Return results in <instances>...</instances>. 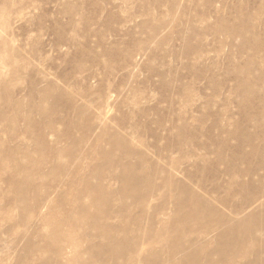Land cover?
Returning a JSON list of instances; mask_svg holds the SVG:
<instances>
[{"label": "rangeland", "instance_id": "374dc122", "mask_svg": "<svg viewBox=\"0 0 264 264\" xmlns=\"http://www.w3.org/2000/svg\"><path fill=\"white\" fill-rule=\"evenodd\" d=\"M250 1L0 0V264H76L78 255V264H179L180 259L181 264H225L217 254L216 233L247 219L237 234L245 236L252 226L254 237H264V212L259 213L264 166H257L252 189H243L247 177L240 176L252 164L253 147L264 146V134L245 119L251 86L254 95L264 94V80L252 78L264 69L251 70L264 67V0ZM237 6L244 14L234 10ZM250 13L257 20L242 18ZM239 31L247 38L243 46V35H235ZM252 44H258L257 51ZM256 121L261 124L259 117ZM238 142L242 160L229 172L227 159ZM122 167L138 179L129 174L121 185L112 177L100 181L87 175L97 169L116 175ZM186 171L195 175V184L185 179ZM214 185L220 188L211 189ZM185 188L202 196L199 203L189 200ZM109 191L112 196L103 199ZM135 195L146 201L140 206ZM247 197L256 201L232 214L231 207ZM187 200L198 222L187 218L170 230L164 224L171 220L173 203ZM160 205L154 216L152 207ZM100 208L114 214L98 224L113 226L111 236L121 239L117 251L124 249L120 257H111L109 240L91 229ZM205 227L211 232L195 244L199 251L191 261L187 239ZM178 234L187 239L178 246L166 242ZM261 245L247 242L240 252L248 254L232 262L252 260L249 252Z\"/></svg>", "mask_w": 264, "mask_h": 264}, {"label": "bare ground", "instance_id": "6f19581e", "mask_svg": "<svg viewBox=\"0 0 264 264\" xmlns=\"http://www.w3.org/2000/svg\"><path fill=\"white\" fill-rule=\"evenodd\" d=\"M224 1V0H223ZM249 1V0H248ZM247 0H246V2L248 3L247 5H249V4H252V2L250 1V3L248 2ZM174 2H175V0H174ZM239 2H241V1H239ZM243 2H245V0H243ZM172 3V2H171ZM173 4V3H172ZM5 5V4H4ZM162 7V6H161ZM172 7V6H171ZM248 7V6H247ZM234 8V7H233ZM264 8V7H263ZM4 9H5V7H4ZM234 10H236L237 11V13H240L241 15L242 14H244V10L242 11V7H239V6H237V7H235L234 8ZM236 11H234V13L236 12ZM264 11V10H263ZM247 13H249L248 11H247ZM258 13V12H257ZM251 14V15H250ZM250 14H248V15H246V16H243L242 18H245V17H247V19L248 18H255L254 17V15L252 14V13H250ZM260 14V13H259ZM73 15H75V14H73ZM192 15V14H191ZM236 15V14H235ZM203 16V15H202ZM255 16H256V14H255ZM189 17V16H188ZM236 17H237V15H236ZM239 17V16H238ZM259 17V16H258ZM257 17V18H258ZM195 18V17H194ZM190 19V18H189ZM246 19V18H245ZM247 19H246V21H247ZM256 19V18H255ZM254 19V20H255ZM241 20V19H240ZM257 20V19H256ZM246 21H241L243 24H244V22L246 23ZM262 21H264V20H262ZM264 23V22H263ZM242 24V25H243ZM247 24H248V22H247ZM261 24V23H260ZM242 25H240V26H242ZM250 25V24H249ZM252 25V24H251ZM250 25V26H251ZM254 25V24H253ZM236 26V25H235ZM72 28V27H71ZM242 28V27H241ZM244 28V27H243ZM247 28V27H246ZM74 29V28H73ZM236 29H239V27H236ZM248 29V28H247ZM75 30V29H74ZM240 30V29H239ZM255 30H256V28L254 27V26H252V27H250V33H251V40L253 39H255V37H256V32H255ZM233 31V30H232ZM241 31V30H240ZM239 31V32H240ZM257 31V30H256ZM238 32V31H237ZM243 32H240V34L238 33V34H235L236 36H238V37H240L241 38V34H242ZM248 33V32H247ZM259 33V32H258ZM8 34V33H7ZM260 34V33H259ZM230 35H231V33H230ZM243 35V34H242ZM232 36H234V34L232 35ZM245 36L243 35V37H242V39L244 38ZM259 38V37H258ZM247 39V38H246ZM245 38L243 39V40H241V41H243V43L241 44V46H243V44H244V40H246ZM257 39V38H256ZM251 40H249V41H251ZM259 41H260V39H259ZM247 42V41H246ZM252 42V41H251ZM250 42V43H251ZM255 42H256V40H255ZM262 42H264V41H261V45H263L262 44ZM249 43V44H250ZM257 43V42H256ZM259 43V42H258ZM253 45V44H252ZM258 45V44H257ZM257 45L255 46V45H253V46H255L256 48H254V49H252V50H255V51H257L258 50V47H257ZM185 46V45H184ZM245 46H246V43H245ZM251 46V45H250ZM238 49H243V48H238ZM260 50V49H259ZM252 53H255V52H252ZM258 55V54H257ZM194 56V55H193ZM195 57V56H194ZM193 57V58H194ZM252 57H254L253 55H252ZM260 60V59H259ZM258 60V61H259ZM257 61V62H258ZM198 62V61H197ZM253 62V61H252ZM255 62H256V60H255ZM251 62H249V64H250ZM258 64V63H257ZM256 65V64H255ZM264 69V67H251V70H253V71H255V70H258V69ZM72 71V70H71ZM82 71V70H81ZM264 71V70H263ZM255 72H253V74H252V78L253 79H257V82H260V81H263L264 80V73H261V74H258V75H255L254 74ZM73 75V74H72ZM206 75V74H205ZM192 79V78H191ZM71 81V80H70ZM255 83V82H254ZM260 84H261V82H260ZM260 86V85H259ZM241 87V86H240ZM76 88V87H75ZM250 88V87H249ZM251 88H252V93H251V102H252V105H251V107H250V113H249V115L245 118L246 119V125H248V123L252 126V127H254L255 128V130L257 131V132H259V130L264 134V122H263V119H264V94L263 95H254V93H255V88H256V86H254V84L251 86ZM59 89V88H58ZM182 89V88H181ZM249 90V89H248ZM82 91V90H81ZM213 91H215V90H213ZM83 92V91H82ZM97 92V91H96ZM249 93V92H248ZM60 99V98H59ZM11 100V99H10ZM227 102V101H226ZM76 103V102H75ZM250 103V102H249ZM258 103H260V105L258 104ZM251 104V103H250ZM183 108V107H182ZM239 108V107H238ZM241 109V108H240ZM186 110V109H185ZM230 111V110H229ZM181 112V111H180ZM240 113H242L243 114V112H240ZM179 115H180V113H179ZM225 115V114H224ZM244 116V115H243ZM253 116V117H252ZM224 117V116H223ZM248 117H251L252 119H250V118H248ZM256 117H259L260 118V120H261V124H258L257 123V121H256V123H255V118ZM225 119V118H224ZM242 119V118H241ZM249 119V120H248ZM219 122V121H218ZM230 122V121H229ZM245 122V121H244ZM260 122V121H259ZM51 124V123H50ZM49 124V125H50ZM221 124V123H220ZM244 124V123H243ZM193 126V125H192ZM225 126V125H224ZM45 127V126H44ZM48 127V126H47ZM46 127V128H47ZM138 127V126H137ZM241 127V126H240ZM139 128V127H138ZM200 128V127H199ZM253 128V129H254ZM50 129V128H49ZM186 128L185 127H183V130H185ZM46 130V129H45ZM136 130V129H135ZM48 131V130H47ZM187 131V130H186ZM232 135V134H231ZM238 136V135H237ZM236 136V137H237ZM250 136V135H249ZM257 135L255 134V133H252L251 134V136H250V140H254L255 139V137H256ZM139 137V136H138ZM142 138V137H141ZM140 138V139H141ZM239 138V137H238ZM136 139V138H135ZM234 139H235V137H234ZM242 139V138H241ZM236 140H238V139H236ZM188 141H186V143H187ZM250 142V141H249ZM263 142V141H262ZM51 143V142H50ZM185 143V144H186ZM240 142H238L237 143V145L234 147V149L231 151L232 153H230V156H228L229 158L227 159L228 160V164L227 165H229L228 166V168L226 167V169H227V171H231V170H234L233 169V167H234V165H236L237 166V164H236V162H238L239 161V163H240V160H242V158L240 157V151L242 150H240V144H239ZM251 143H252V141H251ZM226 143L225 142H223L221 145H223V146H225L226 147V145H225ZM184 145V144H183ZM196 145H198V144H196ZM243 145V144H242ZM241 145V146H242ZM252 145H254V144H252ZM263 145H264V143H263ZM255 146V145H254ZM143 147V146H142ZM258 147V146H257ZM169 148V147H168ZM182 148H183V146H182ZM195 148V147H194ZM150 149H151V147H150ZM187 149H189V148H187ZM194 150V149H193ZM192 151V150H191ZM196 151V150H195ZM200 151V150H199ZM198 151V152H199ZM214 151V150H213ZM216 151V150H215ZM243 151V150H242ZM108 152V151H107ZM107 152H103V153H107ZM187 152V151H186ZM198 152H195V153H198ZM103 153H101V156H102V154ZM180 153H182L181 152V150H180ZM191 153V152H190ZM226 153H227V151H226ZM192 154V153H191ZM190 154V155H191ZM215 154V156L217 155L216 154V152L215 153H213V155ZM225 154V153H224ZM229 154V153H228ZM240 154V155H239ZM243 154H244V152H243ZM105 155V154H104ZM162 155V154H161ZM185 155V154H184ZM184 155H181V156H184ZM189 155V154H188ZM194 155V154H193ZM264 146H260V148H256L255 149V147H253V149H252V151L250 152V155H249V160L252 162V164L250 163V165H249V168L246 170V171H242V172H240L241 174H240V176L242 175L243 177H247L246 179V181H245V184L243 183V189H245L246 187H251V189L253 188V184H254V175H255V173H256V170H257V166L258 165H263L264 166ZM106 156V155H105ZM103 156L105 159H106V157L108 156ZM118 156V155H117ZM116 156V157H117ZM248 155H247V153H246V157H247ZM103 157H101V158H103ZM222 157V156H221ZM226 157V156H225ZM243 157V156H242ZM195 158V157H194ZM197 158V157H196ZM215 158H217V157H214V159ZM218 158H219V160L218 161H222V159H220V157H219V155H218ZM109 158L107 157V159L105 160L106 162H107V160H108ZM223 159H224V157H223ZM110 160V159H109ZM122 160V159H121ZM199 160V159H198ZM201 161H202V159H200ZM218 161L216 160V161H214L213 160V162L215 163V162H217L218 163ZM247 161V158H246V160L245 161H243L244 163ZM187 162V161H186ZM204 162V161H203ZM242 162V163H243ZM110 163V162H109ZM185 163V162H184ZM192 163V162H191ZM223 163V162H222ZM243 163V164H244ZM259 163V164H258ZM107 164V163H106ZM178 164V163H177ZM220 164V163H219ZM104 165H105V162H104ZM109 165V164H108ZM115 165L116 166H120V165H122V163L121 164H119L118 162H116L115 163ZM123 165H125V164H123ZM195 165H196V163H195ZM213 165V164H212ZM107 166V165H106ZM110 167V166H109ZM212 167V166H211ZM108 168V167H107ZM106 168V169H107ZM196 168H197V166H196ZM207 168V167H206ZM237 168H239V167H237ZM129 168H127V167H122V172H120L119 174H116V175H113L109 170H107L108 172H98V170L99 169H97L96 171L95 170H92V171H89L88 172V176H90V177H95L96 179H99L100 181L102 180V179H105V178H110V177H112V178H114L118 183H120L121 185H123L124 184V182L125 181H127V178L129 177V170H128ZM194 169H195V166H194ZM203 169V168H202ZM210 168L208 167V170H209ZM211 169H213V168H211ZM215 169H216V166H215ZM230 169V170H229ZM262 169V168H261ZM102 170H104V169H102ZM196 170V169H195ZM214 170V169H213ZM239 170V169H238ZM238 170L236 171L235 170V172H238ZM242 170V169H241ZM128 171V172H127ZM141 171V170H140ZM197 171V170H196ZM199 171H201V169L199 170ZM205 171H206V169H205ZM127 172V173H126ZM186 172H188V171H186ZM198 172V171H197ZM216 172H217V170H216ZM219 172V171H218ZM217 172V173H218ZM235 172H233L232 174L234 175V174H237V173H235ZM202 172H200V174H201ZM206 173V172H205ZM239 173V172H238ZM13 174V173H12ZM210 174V173H209ZM213 174H216L215 173V171H213ZM220 174V173H219ZM222 174V173H221ZM224 175V174H223ZM155 178H156V176L157 175H153ZM152 176V177H153ZM184 177H185V179L186 180H188L189 182L190 181H193V179H194V177H195V175L193 174V173H190V171L188 172V173H186V175L184 174L183 175ZM197 176H200V175H198L197 174ZM220 176V175H219ZM218 176V177H219ZM222 176V175H221ZM134 178V177H136L135 175L134 176H132V174H130V178L129 179H131V178ZM153 177V178H154ZM212 177V176H211ZM215 177H216V175H215ZM260 177V176H259ZM264 177V176H263ZM95 178H93V179H95ZM158 178V177H157ZM229 178V177H228ZM242 179L241 177H239L238 176V179ZM23 179V178H22ZM135 179L136 178H134V181H135ZM138 179V178H137ZM136 179V180H137ZM149 179V178H148ZM215 179V178H214ZM24 181H25V179H23ZM133 180V179H132ZM166 180V179H165ZM171 180V177H168L167 178V182L169 183V181ZM195 180V179H194ZM206 180V179H205ZM236 180V179H235ZM245 180V179H244ZM21 181V180H20ZM133 181V182H134ZM152 181V180H151ZM200 181V180H199ZM231 181V180H230ZM139 182V181H138ZM195 182H196V180L194 181V182H192V183H194L195 184ZM198 182V181H197ZM207 181H205V183H206ZM234 182V181H233ZM233 182H231L230 184H229V186H228V189H231L232 187H233ZM236 182V181H235ZM240 182V181H239ZM238 182V183H239ZM241 182H242V180H241ZM260 182V181H259ZM24 183V182H23ZM89 183V182H88ZM135 183V182H134ZM133 183V187H134V185H136V183L134 184ZM143 183V182H142ZM212 183V182H211ZM257 183H258V181H257ZM17 184H18V182H17ZM138 184H140L141 185V182L140 183H138ZM213 184V183H212ZM217 184V183H216ZM259 184V183H258ZM258 184L256 185V186H258ZM19 185H20V183H19ZM89 185V184H88ZM131 185V184H130ZM164 185H166V184H164ZM163 185V186H164ZM198 188L199 189H202L203 190V188H204V185H203V183L202 182H198ZM206 185V184H205ZM22 186V188H24L23 187V185L21 184L20 185V187ZM24 186H25V184H24ZM96 186V185H95ZM139 186V185H138ZM196 186V185H195ZM237 186H238V184H237ZM240 186V185H239ZM255 186V185H254ZM255 186V187H256ZM16 187H18V185L16 186ZM15 187V189H17ZM89 187V186H88ZM129 187V186H128ZM137 187V186H136ZM197 187V186H196ZM209 187V186H208ZM254 187V188H255ZM91 188V187H90ZM90 188H89V190H90ZM164 188V187H163ZM211 188V187H210ZM217 188H220V186L219 187H217L216 185H214L211 189H217ZM257 188V187H256ZM255 188V189H256ZM264 188V187H263ZM18 189H20L19 187H18ZM88 189V188H87ZM115 189V188H114ZM155 189V188H154ZM186 189V188H185ZM184 189V190H185ZM227 188H226V190L225 191H227L228 190ZM242 189V190H243ZM248 189V188H247ZM259 189V188H258ZM135 190L137 191V188H135ZM209 190V189H208ZM219 190V189H218ZM221 190V189H220ZM224 190V189H223ZM239 190V189H238ZM257 190V189H256ZM256 190H254V191H256ZM260 190V189H259ZM138 191H139V189H138ZM155 191H156V189H155ZM251 191V190H250ZM87 192H89V191H87ZM104 192V191H103ZM128 192V191H127ZM152 192H153V188H152V186H151V188H149L148 189V191H147V193H149V195L151 196L152 195ZM185 192L188 194V196H190V201L192 202V200L193 201H195V203L197 202V203H199V198L201 197L202 198V196H200L199 194L197 195L196 193H194V192H192L191 190H189V189H186L185 190ZM239 192V191H238ZM241 192V191H240ZM257 192H258V190H257ZM264 192V191H263ZM124 193L125 192H123V190H121L120 192H119V197H124L123 195H124ZM226 193V192H225ZM248 193H250V192H248ZM252 193V192H251ZM250 193V194H251ZM255 193V192H254ZM254 193H253V195H254ZM15 194H16V192H15ZM115 194V193H114ZM242 194V193H241ZM257 194V193H256ZM256 194H255V196H256ZM262 194V196H263V193H261ZM24 195V194H23ZM22 195V196H23ZM106 196L103 198V199H105V200H107V198L108 197H110V196H112V191L110 192H108L107 194H105ZM138 195V194H137ZM137 195H135L136 197H135V199L138 201V204L141 206L145 201H146V196L145 195H143V196H137ZM243 195V194H242ZM253 195H252V197H253ZM15 196V195H14ZM104 196V195H103ZM200 196V197H199ZM248 196V195H247ZM19 197V196H18ZM134 197V196H133ZM221 197V196H220ZM249 197H250V195H249ZM248 198L247 197V199L245 198V201L242 203H240L239 205L238 204H236V206H233V207H231V212H232V214H239V213H241L245 208H247V206H249L250 204H252L253 202H255L256 200H254V199H256V197L255 198ZM257 197H258V195H257ZM17 198V197H16ZM18 199V198H17ZM220 199V198H219ZM218 199V200H219ZM225 200V201H224ZM223 201H221V203H222V205L225 203L226 204V200L228 201V199H224ZM230 200V199H229ZM175 201V200H174ZM205 201H207V200H205ZM231 201V200H230ZM113 202V201H112ZM191 202H188V200H187V202L185 203V202H183L182 204H178V203H181V202H176L177 204H174L173 203V205H172V208H171V211H172V214L173 215H171L172 217H171V220L170 219H168V221H167V219H166V222H165V226H167V228H169L170 230H174L175 231V229L177 228V223H178V221H185L186 222V219L187 218H190L191 219V221L193 222V223H197L198 222V220H197V222H196V219H197V216H196V214H197V212H196V214H195V209H193V211H192V208H193V206L192 205H190V204H192ZM200 202H201V200H200ZM163 204H164V202H162ZM47 204V203H46ZM137 204V205H138ZM163 204H161V205H163ZM228 204V203H227ZM160 205V207L158 208L157 206L156 207H152V211L154 212L153 213V215L157 212H159V210L161 209V206ZM207 205V204H206ZM205 205V206H206ZM209 205V204H208ZM207 205V206H208ZM211 205V204H210ZM209 205V206H210ZM229 205V204H228ZM206 206V207H207ZM226 206V205H225ZM225 206H223V207H225ZM123 207V206H122ZM195 207V206H194ZM198 207H199V204H198ZM201 207V206H200ZM200 207H199V209H200ZM212 207H214L213 205H212ZM212 207H210L211 209H212ZM202 208V207H201ZM227 208V207H226ZM83 209V208H82ZM102 209V210H101ZM100 210L101 211H99L100 213L98 214V215H94V216H92L91 217V220L94 222L93 223V225H92V227H91V229H94L96 232H98V233H100L101 234V236L102 237H104V238H106V239H108L109 241V243H108V246H107V250H108V254H110L111 255V257H113V258H116V257H120L121 256V254H123V248L120 250V251H117L118 250V248H120V247H118V243L119 242H121L120 240H115L114 239V237L113 236H111V233H110V230L113 228V226L112 225H99L98 223H100V221L102 220V219H107V218H110V217H113L114 216V214H112V212H110V211H108V210H105V208H100ZM201 210V209H200ZM214 210H215V207H214ZM197 211V210H196ZM245 211V210H244ZM261 211V212H260ZM260 211H259V213H262L263 214V212H264V205H263V207H261V209H260ZM210 212V211H209ZM209 212H208V214H209ZM217 212V211H216ZM253 214L255 213V212H252ZM252 213H250L249 215H247V217L248 216H250ZM203 214V213H202ZM205 214V213H204ZM142 215V214H141ZM152 215V216H153ZM207 215V214H206ZM205 215V216H206ZM155 216V215H154ZM184 216V217H183ZM138 218H139V216H137ZM213 217V218H212ZM253 217V216H252ZM137 218V219H138ZM151 218V217H150ZM200 218V217H199ZM211 218L213 219V221L212 222H214L215 220H214V215L213 216H211ZM210 218V219H211ZM181 219V220H180ZM209 219V218H208ZM231 219V218H230ZM250 219H251V216H250ZM263 219V218H262ZM151 220H152V218H151ZM153 220H155V219H153ZM151 221V222H153V224H154V221ZM202 220V219H201ZM200 220V221H201ZM247 219H243V220H240V221H237V223H234L233 221V223H231L227 228L226 227H224V228H226L225 230H221L219 233H216L217 235H216V237H215V241H216V243H218L219 244V246H220V250L218 251V253L217 254H219V256H220V258L221 259H223V262L225 263V264H235V263H233L232 261H233V259L236 257V256H238V255H241V254H243V256L245 257V255L246 254H248V253H244V252H240V247L241 246H243L244 244H247V242H252V243H255V242H257V244L258 243H260V242H262V245H261V247H259V249L258 250H252V251H250L249 252V254H252V257H253V259L252 260H250V261H248V262H244L243 264H264V237H262V238H260V237H254V235H253V233H252V230L255 228V227H250L249 229H247L248 227H246L245 229H247L246 231H244V235L245 236H243V234L240 236V235H238L237 233H238V225L239 224H242V223H245L244 221H246ZM248 220H249V218H248ZM199 221V223H202V222H200ZM227 220L225 219V222H226ZM187 222H188V220H187ZM208 222V221H207ZM216 222H218V221H216ZM224 222V221H223ZM229 223H230V220L228 221ZM215 223V222H214ZM247 223V222H246ZM261 223H263V222H261ZM102 224V223H101ZM163 224V223H162ZM179 224V223H178ZM188 224V223H187ZM213 224V223H212ZM217 224V223H216ZM219 224V223H218ZM221 224V223H220ZM226 224V223H225ZM237 224V225H236ZM249 224V223H248ZM86 225V224H85ZM183 225V224H182ZM186 225V224H185ZM191 225H193V224H191ZM207 226H208V224H206ZM221 225H224V223L223 224H221ZM262 225V224H261ZM187 226V225H186ZM200 226V225H199ZM214 226V225H213ZM217 226V228H218V230L219 229H221V228H219L218 227V225H215V227ZM241 226V225H240ZM190 227V226H189ZM192 227V226H191ZM215 227L213 228V230L215 229ZM185 228H187V227H185ZM199 228V227H198ZM64 229V228H63ZM190 229V231L191 230H193L194 231V229H197V226L196 227H193V228H189ZM177 230H179V229H177ZM176 230V231H177ZM160 232H161V230H159ZM163 231V230H162ZM173 231V232H174ZM179 231H181V232H183L184 230H183V228H181V230H179ZM186 231H188L187 229H186ZM196 232H198V231H196ZM209 232H211L210 230H209V228L208 227H205L204 229H201V232L199 233V234H195L196 236L195 237H192V238H190L189 240H191V241H189L186 237H182V238H180L179 237V234H178V236H175L174 235V237L172 238V237H169V238H171V239H167V241L166 242H170V243H176V246H178V242L180 241L181 242V240H183V239H187V241L189 242L188 244H190L191 246H185L186 247V251H185V249H184V251H185V254H187L188 256H193L195 253H197L198 251L196 250V249H194L196 246H195V244L196 243H199V242H204V239L206 238L205 236H207V234L209 233ZM99 234V235H100ZM172 234H174V233H172ZM175 234H177L176 232H175ZM150 235V234H149ZM148 236V235H147ZM170 236V235H169ZM182 236H185L184 234L182 235ZM157 237H159V236H157ZM154 239H155V237H153ZM209 238V237H208ZM207 238V239H208ZM136 238H134V240H135ZM158 239V238H157ZM165 239V238H164ZM137 240V239H136ZM135 240V241H136ZM161 240V239H160ZM159 240V241H160ZM116 241H118L117 243H116ZM123 241H125V240H123ZM207 241V240H206ZM209 241V240H208ZM133 241H131V243H132ZM137 242V241H136ZM165 242V243H166ZM127 243V242H126ZM129 243V242H128ZM130 243V244H131ZM182 243V242H181ZM181 243H179V245H181ZM187 243V242H186ZM210 243V242H209ZM208 243V244H209ZM130 244H129V246H130ZM132 244H134V243H132ZM163 244H164V240H163ZM206 243H204L203 245H205ZM136 245V244H135ZM58 246V245H57ZM120 246V245H119ZM123 246V245H122ZM127 246H128V244H127ZM132 246H134V245H132ZM198 246H199V244H198ZM125 247V246H124ZM135 247V246H134ZM169 247V246H168ZM167 247V248H168ZM181 247L182 246H180V249H181ZM34 248V247H33ZM58 248V247H57ZM171 248V247H170ZM250 248V247H249ZM131 249V248H130ZM173 249H176V248H173ZM178 249V248H177ZM174 250V252L176 253V252H178V253H180V250L178 251V250ZM254 249V248H253ZM58 250V249H57ZM62 250V249H61ZM60 250V251H61ZM216 250V249H215ZM54 251H56L55 249H54ZM59 250H58V252H60ZM168 251H169V249H168ZM128 252V251H127ZM135 251H133V253H134ZM170 252V251H169ZM27 253H29V251L27 252ZM56 253V252H55ZM119 253H121V254H119ZM172 253H173V251H172ZM58 254V253H57ZM124 254H125V252H124ZM136 254V253H135ZM138 254V253H137ZM136 254V255H137ZM168 254V253H167ZM185 254H183V256L185 255ZM62 255V254H61ZM60 255V256H61ZM91 255V254H90ZM110 255H109V257H110ZM136 255H134L133 257H135ZM182 255V254H181ZM206 255H208V254H206ZM31 256V255H30ZM127 255L125 254V257H126ZM186 256V255H185ZM205 256V255H204ZM110 257V258H111ZM123 257V256H122ZM125 257H124V259H125ZM137 257V256H136ZM174 257V256H173ZM206 257H209V256H206ZM205 257V258H206ZM234 257V258H233ZM58 258V257H57ZM79 255H78V257H75L74 258V261H76V264H78V262L77 261H79ZM131 258H132V255H131ZM182 258V257H181ZM190 258V260L192 261V259H193V261L195 262V260H194V256L193 257H189ZM219 258V259H220ZM218 259V260H219ZM128 260H130V258L128 259ZM127 260V261H128ZM183 260V259H182ZM189 260V261H190ZM56 261V260H55ZM125 261H126V259H125ZM133 261V260H132ZM177 261V260H176ZM190 261V262H191ZM198 261V260H197ZM205 261H206V259H205ZM222 261V260H221ZM134 262V261H133ZM183 262H184V260H183ZM185 262L187 263V261L185 260ZM206 262H208L209 263V261H206ZM213 262V261H212ZM211 262V263H212ZM235 262V261H234ZM124 263V262H123ZM151 263H154V262H151ZM157 263V262H156ZM173 263V262H172ZM197 263V262H196ZM196 263H194V264H196ZM198 263H199V261H198ZM197 263V264H198ZM41 264V263H40ZM84 264H86V263H84ZM149 264V263H148ZM155 264V263H154ZM166 264H167V262H166ZM174 264V263H173ZM177 264H178V262H177ZM179 264H181V259H180V261H179ZM190 264V263H189ZM193 264V263H192ZM218 264V263H217Z\"/></svg>", "mask_w": 264, "mask_h": 264}]
</instances>
